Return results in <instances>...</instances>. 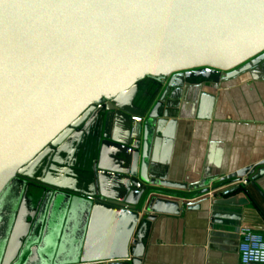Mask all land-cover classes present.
Segmentation results:
<instances>
[{
    "label": "water",
    "instance_id": "95a60500",
    "mask_svg": "<svg viewBox=\"0 0 264 264\" xmlns=\"http://www.w3.org/2000/svg\"><path fill=\"white\" fill-rule=\"evenodd\" d=\"M259 72L264 0H0V264H144L152 199L192 189L158 154ZM262 167L182 208L241 215Z\"/></svg>",
    "mask_w": 264,
    "mask_h": 264
},
{
    "label": "crops",
    "instance_id": "0c3cea01",
    "mask_svg": "<svg viewBox=\"0 0 264 264\" xmlns=\"http://www.w3.org/2000/svg\"><path fill=\"white\" fill-rule=\"evenodd\" d=\"M207 92L203 104L181 123L172 149L158 154L160 160H169L171 177L192 189L180 192L178 199H152L157 219L148 229L144 264H240L239 229L264 237V174L256 188L247 186L240 202L249 203L241 215L227 213L228 208L212 216L182 208L181 196L193 199L209 185L212 191L226 186L219 183L223 176L264 161V73L245 75Z\"/></svg>",
    "mask_w": 264,
    "mask_h": 264
},
{
    "label": "built area",
    "instance_id": "2783aa9c",
    "mask_svg": "<svg viewBox=\"0 0 264 264\" xmlns=\"http://www.w3.org/2000/svg\"><path fill=\"white\" fill-rule=\"evenodd\" d=\"M213 192L207 195L212 197ZM238 235L240 264H264V237L247 228H240Z\"/></svg>",
    "mask_w": 264,
    "mask_h": 264
},
{
    "label": "rangeland",
    "instance_id": "374dc122",
    "mask_svg": "<svg viewBox=\"0 0 264 264\" xmlns=\"http://www.w3.org/2000/svg\"><path fill=\"white\" fill-rule=\"evenodd\" d=\"M64 218H65V214L64 213H62V212H60V213H58V217H57V219H56V226H55V229H57V230H61L62 229V222H64ZM53 221V218H52V220H51V222ZM66 254H65V251H64V248L62 249V251H61V253H60V255H59V257H58V259L60 260V261H64L65 260V258L67 257V256H65ZM54 256H51L50 258H51V260L49 259V261L50 262H53L54 261V258H53ZM53 258V259H52ZM57 259V260H58ZM44 262L43 261H41L40 259L38 260V263H36V264H43Z\"/></svg>",
    "mask_w": 264,
    "mask_h": 264
}]
</instances>
